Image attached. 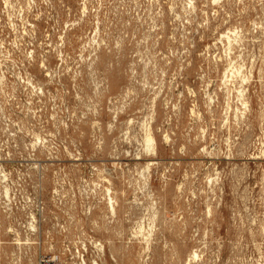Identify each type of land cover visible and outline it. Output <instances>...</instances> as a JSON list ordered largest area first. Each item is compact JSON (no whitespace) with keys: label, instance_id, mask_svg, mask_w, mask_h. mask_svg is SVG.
<instances>
[{"label":"rangeland","instance_id":"1","mask_svg":"<svg viewBox=\"0 0 264 264\" xmlns=\"http://www.w3.org/2000/svg\"><path fill=\"white\" fill-rule=\"evenodd\" d=\"M0 264H264V0H0Z\"/></svg>","mask_w":264,"mask_h":264},{"label":"bare ground","instance_id":"2","mask_svg":"<svg viewBox=\"0 0 264 264\" xmlns=\"http://www.w3.org/2000/svg\"><path fill=\"white\" fill-rule=\"evenodd\" d=\"M145 144L147 146V148L150 150L152 149L154 143H155V138L153 137V135L151 134V132H148L146 134V138H145Z\"/></svg>","mask_w":264,"mask_h":264}]
</instances>
